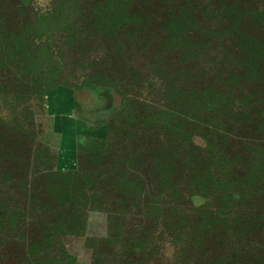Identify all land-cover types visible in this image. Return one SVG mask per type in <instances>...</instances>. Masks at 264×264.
<instances>
[{"label":"trees","instance_id":"1","mask_svg":"<svg viewBox=\"0 0 264 264\" xmlns=\"http://www.w3.org/2000/svg\"><path fill=\"white\" fill-rule=\"evenodd\" d=\"M130 83L148 98H128ZM57 87L88 89L105 102L106 115L97 116L105 134L78 135L77 167L52 170L46 142L34 147V131L22 138L0 118L4 178L38 161L31 182L38 178L49 202L68 212L54 230L82 231L76 203L86 209L110 194L119 207L156 192L187 202L195 242L214 243L232 226L243 236L215 264H264V254L242 244L264 232V0H50L43 9L0 0L1 98L40 102ZM211 200L226 204L231 223L216 218ZM22 220L0 204V235ZM51 231L28 248L29 260L75 264L63 246H47Z\"/></svg>","mask_w":264,"mask_h":264},{"label":"rangeland","instance_id":"2","mask_svg":"<svg viewBox=\"0 0 264 264\" xmlns=\"http://www.w3.org/2000/svg\"><path fill=\"white\" fill-rule=\"evenodd\" d=\"M32 2L43 9L50 0ZM93 54L94 51L88 53L89 56ZM79 75L80 70L78 77ZM125 86L123 87L129 94L128 98L138 96L144 99L149 96L145 87L133 83L128 88ZM1 96L2 94L0 118L9 120L12 127L22 131V138L24 130L34 131V147L46 142L47 153L53 160L52 170L55 167H77L79 134H105L104 125L97 118L102 114L106 115L107 111L100 110L105 102L99 101L88 89L74 93L72 89L57 87L47 91L46 98L40 102L23 95L18 98L11 95ZM74 96L78 104L75 103ZM83 138L84 135H80V140ZM32 151L30 147L28 153ZM5 153L0 152V204L6 206L8 211L11 209L21 213L24 220L18 221L19 227L13 228L10 235H0V264H34L29 260L28 248L32 243H40L44 237L43 231L49 228L52 231L50 242L45 239L47 246L52 252H56L58 246H63L75 257V264H215L217 259L222 258L221 255L228 254L230 248L238 245L240 237H243L231 225L229 231H219L214 243L207 239L195 242L186 220H191L196 215L188 208L187 202L181 203L177 200L175 203L169 195L159 196L156 192L152 193L153 196L147 195L137 200L136 203L124 202L119 207L112 201L110 194L107 198L100 196L99 200L92 202L86 209L81 203H76L79 208L76 225H82V231L59 233L52 224L61 217V212L66 214L63 217L66 222L68 212L62 209L63 206L59 208L55 203L52 205L49 202L48 197L51 198V195L42 191L38 178L37 182H31L41 173L38 161L30 159L27 165H21L23 163L20 162L14 170L13 180H9L4 178L9 164L7 155L4 158ZM42 168L45 169V166L42 165ZM74 199L79 201L77 197ZM211 201L208 208L215 212L216 218L221 219L222 223H231L233 217L225 215L226 204L219 206L217 201ZM244 237L246 239L242 244L246 250L256 251L257 255L264 254V232L261 229ZM135 245L139 246L137 257L128 256V251Z\"/></svg>","mask_w":264,"mask_h":264}]
</instances>
